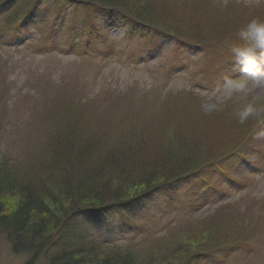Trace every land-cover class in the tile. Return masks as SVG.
Masks as SVG:
<instances>
[{
    "label": "rangeland",
    "instance_id": "1",
    "mask_svg": "<svg viewBox=\"0 0 264 264\" xmlns=\"http://www.w3.org/2000/svg\"><path fill=\"white\" fill-rule=\"evenodd\" d=\"M145 3L138 7V13L129 14H137L145 24L132 38L124 34L125 26L115 25L99 35L88 31L81 37V44L74 46L76 51L69 49L74 40L67 36L42 38L29 24L24 31L28 36L13 50L9 38L1 36L0 115L6 118L0 163L5 158L21 167L17 173L28 172L29 164L46 157L56 136L65 134L68 139L69 135L82 138L79 146H84V151L93 150L92 156L98 152L104 158L107 151L131 149L136 157L162 165L165 172L171 169L167 177L177 167L197 171L203 162L224 156L231 149L240 155L249 153L247 161L257 169L253 173L245 169L237 176L243 183L239 190L226 187L228 195L224 198L215 195V200H221H212V205L191 213L182 211L188 198L173 201L174 206L162 202L164 211L159 212L163 215L155 223H148V217L134 219L135 234L127 235L121 250L137 252L140 264H178L177 242L184 237L189 240L198 229H208L217 233L225 248L228 241L242 242L232 247L234 253L217 251L211 258L213 264L222 259L217 264H264V116L251 117L244 123L236 116L245 104L264 106V80L247 79L245 91L231 97L222 87L225 77L232 78L240 67L231 54L232 47L245 44L239 37L240 30L252 19L264 21V0ZM38 6V15L51 16L48 25L55 23L57 7L53 2L43 0ZM66 14L67 22H97L80 9H69ZM5 20L4 16L0 18L2 27ZM156 30L169 39L163 41L154 34ZM64 33L72 35L74 29ZM141 34L148 35L145 42L152 41V45L161 41L150 48L138 38ZM161 44L163 51H155L163 48ZM216 73L228 76L218 79ZM11 127H16V132L7 134ZM146 174L134 166L118 173L127 188L143 185L138 179L141 175L149 177ZM222 178L219 173L213 181ZM33 180L39 182L38 177ZM210 184L203 185L202 193H208ZM17 202L14 192L2 199L6 211H12ZM166 230L172 238H162ZM197 236L186 249L202 245L205 249H199L206 250L219 243H206L205 235ZM28 259L13 254L0 232V264H24ZM35 264H46V259H36Z\"/></svg>",
    "mask_w": 264,
    "mask_h": 264
},
{
    "label": "trees",
    "instance_id": "2",
    "mask_svg": "<svg viewBox=\"0 0 264 264\" xmlns=\"http://www.w3.org/2000/svg\"><path fill=\"white\" fill-rule=\"evenodd\" d=\"M50 1L57 7L55 15L64 11L65 7L81 8L93 19L103 21L106 24L105 27L102 25L103 29L115 23L118 27L125 26L123 32L129 38L133 37L136 30L145 28L137 14H129L138 13V7L145 6L146 0ZM42 2L43 0H0V15L6 16L4 27H0V37L8 34L15 37L29 23L42 26V35L48 40L64 34L68 28L73 29L70 26L57 30V27L48 25L46 21L51 16L47 18L48 15L44 13L39 16L37 12L41 8L38 5ZM100 21L90 22L88 25L82 22L78 30H74L77 33L76 43L80 45V35L88 31L95 32L96 27L95 34H99L102 30L99 27ZM157 30L155 35L160 36L163 41L169 39L166 34L161 36ZM146 36L148 35L141 34L138 38L141 37V41L144 40L142 43L150 48L161 41L152 45V41L145 42ZM5 118L0 115V142L1 135L5 133L2 125ZM16 130V127H11L7 134H13ZM56 137L46 157L39 159L37 164H29L26 170L28 172L17 173V168L21 170V167L10 164L5 158L0 163V232L13 254L29 257L24 264H35L36 259L41 257L46 259V264H140L135 257L137 252L133 253L131 249L121 250L122 243L117 241L120 231H126L130 235V231L135 230L134 219L148 217L151 220L161 216L159 211L164 206L162 202L174 206L172 202L177 201L179 196L182 199L188 198L187 203L184 201L187 205H184L183 211L191 212L202 207L225 189L224 185L213 181L212 177L215 173L218 175L217 169L230 162L231 156L237 153L235 149H231L224 156L203 162L197 171L177 167V171L167 177L166 174L171 169L165 172L162 165H155L153 159L136 157L131 149L122 152V149L110 150L102 158L98 152L92 156L91 149L84 151V146H79L83 143L82 138L69 135L68 139L67 134ZM128 166L141 167L145 173H149L146 174L149 177L144 174L138 179L143 180V185L138 184V187L136 183L134 187L127 188L126 184H122L125 183L121 180L123 174L118 173ZM33 177H38L39 182L33 180ZM228 180L231 182V177H227ZM209 184L212 187L208 193H202L200 189L203 185ZM225 185L229 186V183ZM12 192L18 196L17 206L12 211H6L2 199ZM88 230L95 231L88 234ZM197 235H205L206 243H219L206 250L199 249H205L202 245L186 249L188 243L197 240ZM170 236L168 237L167 231L162 238H172ZM221 240L217 238V233L198 229L189 240L184 237V241L177 242L180 255L178 264H209L198 261L206 258L203 255L211 249L228 254L235 252L232 247L242 244L240 241H228L229 247L225 248L226 244ZM104 252L109 255L103 254Z\"/></svg>",
    "mask_w": 264,
    "mask_h": 264
},
{
    "label": "clouds",
    "instance_id": "3",
    "mask_svg": "<svg viewBox=\"0 0 264 264\" xmlns=\"http://www.w3.org/2000/svg\"><path fill=\"white\" fill-rule=\"evenodd\" d=\"M239 37L245 44L232 47L231 54L244 75L236 79L225 77L222 87L228 97L244 92L247 79L264 80V21L250 20L240 30ZM236 116L240 123H244L251 117L264 116V106L245 104L236 112Z\"/></svg>",
    "mask_w": 264,
    "mask_h": 264
}]
</instances>
